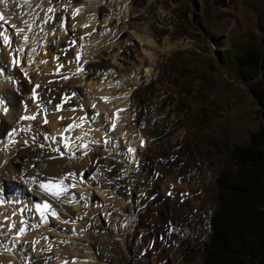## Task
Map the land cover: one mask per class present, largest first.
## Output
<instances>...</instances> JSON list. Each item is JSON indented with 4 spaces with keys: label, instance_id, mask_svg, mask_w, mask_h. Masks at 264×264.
<instances>
[{
    "label": "rangeland",
    "instance_id": "1",
    "mask_svg": "<svg viewBox=\"0 0 264 264\" xmlns=\"http://www.w3.org/2000/svg\"><path fill=\"white\" fill-rule=\"evenodd\" d=\"M71 1L60 0L61 3L65 2L69 5L71 9L64 11L62 13L63 17L56 22L55 17L60 13V10L55 9L53 0H35L34 6L26 8L18 15L10 11V3L7 0H0V6L6 8L8 13H3L4 18L0 20V23L7 20L8 24L13 25L16 33L25 31L27 39L30 40L38 37L41 33L47 34L48 32V34L55 32V39L60 40L59 31L62 24L66 31L65 38L73 37L72 40L79 44V40L82 39L83 35L79 32L80 26H77V23L75 24L77 17L81 16V11L77 12V8H81V10L84 8L83 11L89 8L93 9L97 6L98 0H80L83 3L79 0ZM127 1L128 4L126 5H128L130 11L127 15L122 13L126 10L122 0H103L104 9L97 15L98 20L101 22L100 27L98 26L99 31L105 30L107 34L111 35L116 30L117 35L115 34V37H117L115 44L112 45L111 53L116 51L124 59L119 60V64L129 67V62L134 65L138 64V58L142 57L141 53L134 51L138 47H136V40L131 37L132 24H135L133 27L138 30L150 29L160 45L168 38L172 46L160 55L159 59L152 65L151 75H147L139 66L133 68L131 65V69L123 70L120 66H114L112 60L105 58L104 61L107 65L102 68L98 67L99 77L96 80L102 79L103 76L109 77L110 75H107L111 74L109 72L111 70L117 72L121 70V73L126 71L124 76H126L125 79L128 80V83L126 82L125 85L128 84V87L134 89L129 94L128 109L125 115L121 117V122L123 121L126 125L129 124L127 120L130 114L134 126L144 127L143 132H145L147 145L153 151L152 153H161L164 156V159L160 160L159 163L180 174L175 175L174 183L189 184L190 182L192 187H197L198 195L188 193L190 194L188 203L197 200L202 206L189 212L185 224L180 226L178 233H173L170 238L169 236L167 238L158 237L148 242L142 236L143 239H139L138 243L133 239L127 245V238L118 234V231L124 225L120 220L121 206L134 202L140 218L136 222L137 225H140L141 221L149 219L150 216L158 222L162 221L161 215L164 212L160 209L163 205L159 206L156 202L152 203L151 195L153 192L149 188L147 178L144 175L147 168L151 167L155 170L151 163L152 157H150L149 152L143 150V160H138V166L132 168L129 173L124 170L125 167L119 162L112 165H110V162L108 165H102L98 162L99 158H96L92 169L86 173H78L76 176V181H79L88 197L86 206L83 205L82 211H78L77 208L81 198H79L80 195L76 190L72 191V189H75L74 186L68 188V192L71 191L74 194L71 195V193L69 198L51 195L52 202L49 207L54 208L56 205L62 207L65 203L66 208L63 209L62 213L55 214V220L52 224L46 223V229L44 228L45 225L39 227L40 224H38L34 226L26 216L24 228L27 233L25 235L28 236L32 230L36 231L37 240L32 241L30 238L24 240L22 244L25 248L23 247L21 250V245L13 247V242L10 243V249L14 252L23 254L24 251L30 248H38V245L46 247L59 244L60 246L77 247L78 244H81L84 249L89 248L94 252L93 248L95 247L99 254L107 256L108 259L103 260L104 264H199L202 262V256L204 255L202 247L209 236L208 219L217 210L219 203L218 194L220 190L218 185L215 184V180L222 171L226 172L228 177L235 173L234 149L236 146L246 145L250 142L252 132L259 130L261 127L264 128V96L255 93L253 90L256 86H254V82L259 84L260 87H264V0ZM73 7L77 8L72 10ZM117 16H119V19ZM99 31L97 30L96 33H99ZM16 33L13 34L16 35ZM223 41H225L224 44L221 43ZM106 43L100 48L102 51L108 49L111 45L110 42ZM57 44L55 47H57ZM120 46H127L128 49H132V54L126 56L122 52V48H118ZM0 48L5 49L1 38ZM254 50L261 52L259 64L256 69H252L253 71L243 72L238 60L240 56L250 52L251 55H254ZM221 51L222 54H220ZM27 52L28 46H26L24 53L26 56ZM54 52L55 50H53ZM55 54L58 59L60 52L57 51ZM16 55L15 53V58ZM70 56L65 57L68 62L74 59L72 56L75 57V54H70ZM250 57L248 56L247 60H250ZM5 58L9 70L12 67L9 56ZM75 59L77 58L75 57ZM26 61L27 63L31 62V65L35 66L34 68H37V70H41L36 61L32 62L28 59ZM26 66L29 67L28 64ZM28 69L25 72L20 70L16 76H10V74L4 75L8 70L2 69L0 65V81L9 83V86L16 88L18 91V86L24 83V79H28L27 77L33 70ZM132 74L136 75L139 84L135 83L130 86L129 80L133 79ZM246 74L252 76L247 77ZM61 75L55 73L56 77L54 79L57 78L61 81L63 79ZM113 75L117 76L118 74ZM159 83L162 84V87L156 95L155 87ZM140 90L145 91L149 99L140 97L137 94ZM91 95L92 93L88 92L87 89L81 88L77 89V97L62 94L50 98L46 94V100L51 103L53 99L61 98L58 103H54V101L51 103V109L55 107L54 110L57 109L55 110L57 114L64 115L79 109L78 105L81 103L79 104L76 101L79 102L80 99ZM4 97L5 102L11 100V94L9 93ZM25 98L19 96L17 98L18 104H12L13 108L16 106L14 115L19 118L18 120L25 123L28 121L29 123L30 119H24L23 117L35 116L43 110L45 114L42 115L43 120L49 119L50 108L33 98ZM12 100H14L13 97ZM7 104L5 105L7 106ZM1 105L0 112L4 110L5 106L3 103ZM58 106L60 108H57ZM96 108L93 104L88 109L89 118L96 116L98 113ZM145 111H148L152 119L143 123L145 125L143 126L141 117ZM60 118L63 119L64 117H59V120H61ZM103 119L102 121L106 125L108 120ZM70 124V121L65 123L63 128ZM107 126L109 127L108 124L105 127ZM11 129L7 126L1 132L0 140H4V143L8 140L6 134L11 132ZM105 129L107 130V128ZM100 130L102 133L105 131L104 129ZM117 136L123 139L122 133L119 132ZM15 137L17 136L15 135ZM13 138H11V142L15 140ZM106 139L107 137L103 140ZM131 142L130 140L126 142V148L131 146ZM4 143H0V146ZM39 144L42 145V143ZM144 158L150 159V161H146ZM109 159L111 158L109 157ZM101 165L102 167H100ZM14 182L17 183L13 180L14 185ZM138 186L143 188L142 197L137 192ZM170 186L174 188L173 184ZM17 188L19 192H22L20 186ZM95 191L106 193V206L108 205V207L104 205L105 214L101 213L94 216L91 213V204L94 203L92 198ZM63 192L67 194L66 189ZM90 194H92V197H90ZM154 194H157V192H154ZM25 195L29 196L30 194L27 192ZM129 198H134L136 201L130 199V202ZM27 200L30 202L29 199ZM123 210L125 215H128L127 208ZM1 211L0 216L1 213L3 214V210ZM104 215H107V218ZM63 217L68 220L66 225L72 227L71 234H67L63 229H60L61 227L67 229ZM45 218L50 220L48 217L43 219ZM104 218L107 219L106 222L103 220ZM104 225L108 230L106 234L103 233ZM87 237L90 239V243L83 242L82 239ZM106 237L115 241L114 243L111 242L114 247L112 245H110L111 247L108 246L106 241L103 240ZM23 238H20V240L22 241ZM172 242L174 249H171ZM14 252H11V254H14ZM32 252L35 251L31 250L30 252L34 254ZM166 252L169 253L168 258H163ZM125 253H128V256ZM22 258H26L24 254ZM61 262H64V260ZM19 263L27 264L23 259Z\"/></svg>",
    "mask_w": 264,
    "mask_h": 264
},
{
    "label": "bare ground",
    "instance_id": "2",
    "mask_svg": "<svg viewBox=\"0 0 264 264\" xmlns=\"http://www.w3.org/2000/svg\"><path fill=\"white\" fill-rule=\"evenodd\" d=\"M7 1L10 3V11L17 15L20 14L21 11H25L26 8L34 6L35 4V0ZM79 2L83 3L80 0ZM122 2L124 7H126V10L122 13L127 15L130 12L129 7H127L128 5H126L128 4V1L122 0ZM53 4L56 10H60V13L55 17V21L58 22V20L63 17L62 13L71 8H69V5L65 4V2L61 3L60 0H53ZM103 5V0H98V7L96 6L93 9L89 8L85 9L86 11H83L84 8L83 10L77 7L72 8V10L77 8L81 11V16L77 17L75 22V24L77 23V26H80L79 32L83 35V37H81L82 39L79 40V44L72 40L73 37L65 38L66 31L61 22L59 31V34L61 35L60 40L55 39V32H50V34H48V32L47 34L41 33L38 37L28 41H26L19 33L14 35L9 32L8 26L1 22L3 23V26L0 25V31L3 28L5 31H2L4 35H0V37L3 39L4 37H7L8 42H5L7 44H12L10 49H4L3 53L0 52V65L2 66V69L8 70V64L5 62L6 56H9V61L12 65L4 75L10 74V76H16L20 70L23 72L28 71V68L33 70L27 77L28 79H24V83L18 86L19 93L16 88L9 86V83L0 81V106H2V103H8V107L6 105L4 106L5 109H7V112L4 110L0 112V135L3 129L9 126L12 128L11 130H16L15 135L17 136L16 138H18L15 143L7 140L6 143L0 146V198H4L8 204V207L0 206V211L3 210V214L1 213L0 216V264H20L19 261L21 262L22 259L26 261L27 264H104L103 260H107V256L105 257V255L99 254L95 247L93 248L94 252L89 248L84 249L81 244H78L77 247L60 246L59 244L56 246L48 245L46 247L38 245V248H30L23 252L26 257L25 259L22 258V253L19 254L10 249V243L12 242L13 247L21 245V250L24 247L22 244L24 240L28 238L32 241L37 240L36 231L34 232L32 230L28 236L27 234L25 235V233H27L24 228L26 225L24 222L26 221V216H28L34 226L38 224H40L39 227L45 225L44 228L46 229L48 222L49 224H52L55 220V214L62 213L63 209L66 208L65 203L61 202L63 203L62 207L56 205L54 208L48 207L45 209L43 206L45 204L50 206L52 202V194L41 188V184H49L50 182L54 183L55 181L63 179V185H60L59 187L64 190L66 189L67 194L62 191L59 197L68 198L72 193L71 191L68 192V188L74 186L75 189H72V191L76 190L80 195L79 198H81V200H79L80 204L77 208L78 211H82L84 206H86L88 197L79 181H76V176L78 173H86L92 169L96 158H99L98 162L102 165H108L109 162L110 165L119 162L125 167H123L124 170L129 173L132 168L138 166V160H143V150L149 152L150 157H152L151 163L155 167V170L151 167L147 168L144 175L147 178L149 188L153 194L154 192H157V194H152L153 196L151 195L152 203L156 202L159 206L163 205L160 209L164 212L161 215L162 221L158 222L150 216L149 219L141 221V224L137 225L138 223L136 222L138 219L140 220L138 210L135 207L134 202L130 201V199L134 200V198H129L131 203H128L126 206H121V219H119L124 225L120 228V232L118 231L120 236L122 235L127 238V245H129V242L133 239L138 243L142 236L143 238L145 237L144 240L146 239L148 242H151V240H154L155 238L157 239L158 237L167 238L169 236L170 238L173 233H178L177 231L180 229V226L185 224L189 212L197 210L202 206L197 200L188 203L190 199V194L188 193L198 195L197 187H192V183L190 182L189 184H179V182H177V184L174 183L175 181L173 179L175 178V175L180 174L159 163L161 162L160 160L164 159V156L161 153H152L153 151L147 145L145 132H143L144 127L138 128L134 126L131 122L132 117L130 114L127 120L129 124L126 125L123 121L121 122V117L125 115L128 109L129 94L134 89L133 87H128V84L125 85L126 82L128 83V80L125 79L126 76H124L126 71L121 73V70L118 72L111 70L109 71L111 74L107 75H110L109 77L103 76L102 79L96 80L99 77L98 67L102 68L107 65L104 61L105 58L107 60H112L114 66H120L123 70L131 69L132 66L133 68L139 66L147 75H149L155 61L159 59L160 55L164 54L169 48H171L172 45L168 38H166L164 43L160 45L155 40L150 29L143 28L138 30L136 27H133L135 24H132L131 37L136 40V47H138V49L134 51L141 53L142 57L137 56L139 57L137 60L138 64L134 65L132 62H129V67L120 65L119 60L124 59H122L120 54L116 51V53H111L113 48L112 45L115 44L117 37H115L116 30H114V32L112 31L113 34L111 35L109 33L107 34L105 30L99 31V25H101V22L98 20L97 15H99L104 9ZM6 11V8L0 6L1 15L3 13L8 14ZM120 14L121 12L119 15ZM118 17L119 16H117V18ZM84 24H86L87 27H85ZM97 30L99 33H96ZM73 41L74 43H72ZM106 42H110L111 45L108 49L102 51L100 48L104 46ZM221 43L224 44L225 41ZM56 44L57 47H55ZM23 46H28L27 56L25 55L27 58L24 57V59L26 58L25 61L23 60L24 62L19 65L17 63V58L20 55ZM12 48L17 54L16 58L13 57ZM118 48H122V52H124L126 56L133 52V50L128 49L127 46H120ZM53 50H55V52H60V57L58 59L56 58L57 56L55 52L53 53ZM73 50H75V52H73ZM70 54H75L76 58L79 56V59L76 60L75 57L72 56L74 59L68 62L65 57L70 56ZM27 59L30 61L32 59V62L36 61V64L40 65L41 70L34 68L35 66L31 65V62L27 63ZM27 64L29 67L26 66ZM63 65L65 68L67 67L66 70L65 68L60 70L62 71L61 77H63V79L61 81L57 78L54 79L55 72H58L56 71L58 70L57 67ZM81 68L83 71H78V69ZM135 70L138 71L136 68ZM116 73L118 75L114 76L113 74ZM132 75V82L129 80L130 86L135 83L139 84L136 75ZM65 77L68 78L66 79ZM37 85L39 87H37ZM161 87L162 84L160 83L156 85V95L158 94V91L161 90ZM81 88L87 89L92 95L80 99L79 102L76 101L79 104L81 103L78 105L79 109L71 113L60 115L56 113L55 110L57 109L54 110L55 107H52L51 109V103L53 101L54 103H58L61 98H55L51 103L46 100V94L47 97L50 98H53L54 95L60 96L62 94H66L67 96L75 95L77 97V89ZM7 93L11 94V100L12 97L14 98L11 104V100L9 102H4V95L7 96ZM17 94L19 95L17 96ZM137 94L142 98H148L147 93L143 90H140ZM16 96L17 98L19 96H24L26 98L29 97V99L33 98L36 101H40L44 106L50 108L51 114L47 123H45V120L42 118V115H45L43 113L44 110L41 113H37V115L35 114L36 118L30 119L29 123L28 121L25 123L22 120H18L19 118L14 115L16 112V106H14V108L12 106L13 103V105L18 104ZM104 97H107L108 100L106 101L105 99H102ZM93 104L94 107H97L96 110H98V113L95 117L89 118V123H86L84 122V119L89 117L88 109L91 108ZM61 116L64 118H60L61 120H59V117ZM102 118L108 120L106 121V125L108 124L109 127H105L106 125H104ZM150 119L152 118L148 114V111H145L141 117V124L145 126L143 123L148 122ZM69 121H72V123L63 128V125ZM33 125H35V127H33ZM70 126L75 127L74 132L69 130ZM104 127L107 128V130ZM99 128L104 129L106 132L104 131L102 133ZM119 132L123 134V139L117 136ZM105 137H107V139L103 140ZM128 140L132 141L131 146H129L130 149L125 146ZM39 143H42V145ZM61 153H63V155H61ZM109 157L111 159H109ZM145 160L150 161V159ZM102 165L100 167H102ZM13 180L17 181V183L14 182L15 185L12 183ZM171 184L174 185V188L170 186ZM18 186L22 188V192L18 191ZM27 192L30 194L29 196L25 195ZM137 192L141 194L140 196L142 197L143 188L139 187ZM94 194L95 195L92 198L94 203L91 204V213L94 216L101 213L105 214L106 209L104 207L107 202L106 193L95 191ZM71 195L74 194L72 193ZM91 195L92 194H90V197H92ZM31 197L34 200H31ZM27 199H29L30 202H28ZM75 205H73V207H75ZM87 207L89 208L90 206ZM106 207H108V205ZM124 208H127L128 215H125ZM44 217H48L50 220H47L46 218L43 219ZM104 217L107 218V215H104ZM12 220L17 221L18 223L13 226ZM103 220L105 222L107 221L105 218ZM63 221L65 228L67 229H64V227H61L60 229H63L65 233L69 234L72 227L66 225V223H68L66 218L63 217ZM70 225L72 226V223ZM106 231L108 230L106 225H104L103 233L106 234ZM20 238H23L22 241ZM82 240L84 243H90L88 237ZM103 240L106 241L108 246L112 245V247H114V244H111V242L114 243L115 241L111 238L106 237ZM164 240L167 241L166 239ZM171 245V249H174L173 242ZM31 250L35 251L32 252L34 254L30 253ZM11 252H14V254H11ZM125 254L128 256V253ZM168 254L169 253L167 252L164 253L163 258L167 257ZM63 260L64 262H61Z\"/></svg>",
    "mask_w": 264,
    "mask_h": 264
},
{
    "label": "trees",
    "instance_id": "3",
    "mask_svg": "<svg viewBox=\"0 0 264 264\" xmlns=\"http://www.w3.org/2000/svg\"><path fill=\"white\" fill-rule=\"evenodd\" d=\"M250 53L238 60L243 72L259 64L261 52ZM254 86L264 96V87ZM233 157L235 173L228 177L222 171L215 180L219 203L208 219L210 232L199 264H264V128L252 132L246 145L236 146Z\"/></svg>",
    "mask_w": 264,
    "mask_h": 264
},
{
    "label": "snow or ice",
    "instance_id": "4",
    "mask_svg": "<svg viewBox=\"0 0 264 264\" xmlns=\"http://www.w3.org/2000/svg\"><path fill=\"white\" fill-rule=\"evenodd\" d=\"M79 11V9H77V12ZM3 19V16L0 15V20ZM85 27H87V25H85ZM0 35H2V33H0ZM5 41L8 42V38L7 37H4ZM27 39V37H25V40ZM74 43V41L72 42ZM77 59H79V56H77ZM78 71H83V69H78ZM26 75V73H25ZM66 79L68 77H65ZM37 87H39L37 85ZM102 99H105L106 101L108 100L107 97H104ZM5 112H7V109H4ZM24 119H35V116H31V117H23ZM45 123H47V120L45 119ZM114 127V126H113ZM16 134V130L13 129L11 132L7 133V138L9 141H11V138ZM5 141L4 140H0V143H4ZM14 142V141H12ZM61 155H63V153H61ZM60 185H63V179H60L58 181H55L54 183L53 182H50L49 184H41L40 187L51 192L52 195L54 196H57L59 197L62 193V191L64 190L63 188L59 187ZM45 209H47L49 207V205L45 204L43 206Z\"/></svg>",
    "mask_w": 264,
    "mask_h": 264
},
{
    "label": "water",
    "instance_id": "5",
    "mask_svg": "<svg viewBox=\"0 0 264 264\" xmlns=\"http://www.w3.org/2000/svg\"><path fill=\"white\" fill-rule=\"evenodd\" d=\"M220 54H222V51H221V53Z\"/></svg>",
    "mask_w": 264,
    "mask_h": 264
}]
</instances>
